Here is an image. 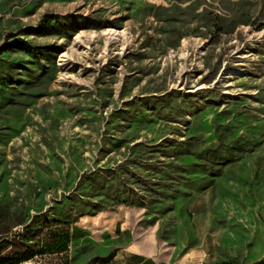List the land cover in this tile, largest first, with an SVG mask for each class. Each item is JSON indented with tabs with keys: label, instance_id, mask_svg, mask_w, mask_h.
I'll return each mask as SVG.
<instances>
[{
	"label": "rangeland",
	"instance_id": "1",
	"mask_svg": "<svg viewBox=\"0 0 264 264\" xmlns=\"http://www.w3.org/2000/svg\"><path fill=\"white\" fill-rule=\"evenodd\" d=\"M50 16L67 23L23 32ZM18 37L41 61L5 49ZM136 141L153 150L122 180L154 207L83 214L67 251L45 249L66 222L43 219L74 211L75 191L96 199L80 177ZM148 234L156 264H264V0H0L1 250L104 264Z\"/></svg>",
	"mask_w": 264,
	"mask_h": 264
},
{
	"label": "trees",
	"instance_id": "2",
	"mask_svg": "<svg viewBox=\"0 0 264 264\" xmlns=\"http://www.w3.org/2000/svg\"><path fill=\"white\" fill-rule=\"evenodd\" d=\"M80 20V18H78ZM77 22V21H75ZM82 22V21H79ZM67 20L60 22L58 16H50L48 20L44 22L42 25L38 26H28L26 27L23 32L26 34L31 33H44L49 32L56 28V26L65 25ZM75 28L78 29L79 26L75 25ZM5 49L8 48H19L23 49L24 51L32 54L36 60L41 61V53L38 51V46L32 44L30 41L23 37H18L14 41L3 44ZM123 138L117 140L114 145L119 147L123 145ZM189 143L184 144V150L189 151L191 150V146L195 145L191 139L188 141ZM131 149L133 150L132 160L121 162L115 167H96L91 169L88 173H83V175L79 179L78 188L81 187L82 189H86L90 191L91 196H96V199H85L82 200L79 198L80 191H75L71 194L70 202L74 204V211H70L68 208L64 209L63 211L59 212L58 216L44 218L43 222L46 225H52L55 220H63L66 222L65 227H60L54 230L51 233V239L49 241L43 242V246L46 249H50L56 252H65L69 248V243L72 240V237L75 234L74 227L72 226L73 223L79 220V217L83 214H96L97 212L101 211L102 209L109 207L111 209H115L119 204H126V205H140L143 207L151 208L154 207L153 200L150 199H142L133 189L127 185L123 180L121 174H125L127 167L129 164H134L136 158H140L141 154L144 150H153V147L145 145L141 141H136L131 145ZM211 154V152H209ZM209 156V155H208ZM215 156V155H212ZM214 161L211 157L208 159ZM215 162V161H214ZM164 187L163 184L159 183V189L155 191L158 194H163L162 188ZM151 190V189H149ZM166 195H160L157 197L159 201L164 199ZM116 232L120 233L119 225L116 226ZM128 233V231H125ZM39 241H31V242H24L23 247L24 251L20 253L19 260H12L10 256L1 255V248H0V264H20L23 261L28 260L36 255L38 250ZM110 257H113V251L109 253L108 256L102 258L101 260H108ZM63 264H69L67 260Z\"/></svg>",
	"mask_w": 264,
	"mask_h": 264
},
{
	"label": "crops",
	"instance_id": "3",
	"mask_svg": "<svg viewBox=\"0 0 264 264\" xmlns=\"http://www.w3.org/2000/svg\"><path fill=\"white\" fill-rule=\"evenodd\" d=\"M120 205L123 204H119L118 206ZM100 212H102V210L96 214H99ZM117 225L120 227V233H126L125 231H128L129 233L130 230L127 227H123L120 222L116 223L114 227L115 232ZM149 234L145 237H141L140 239L129 238L113 252V257L106 260L104 264H156L155 253L153 252L154 238L150 237ZM115 235L117 236L118 233H115ZM5 250V248L1 250V255L6 256ZM25 264L34 263L27 262Z\"/></svg>",
	"mask_w": 264,
	"mask_h": 264
},
{
	"label": "bare ground",
	"instance_id": "4",
	"mask_svg": "<svg viewBox=\"0 0 264 264\" xmlns=\"http://www.w3.org/2000/svg\"><path fill=\"white\" fill-rule=\"evenodd\" d=\"M62 61H65L64 59H62Z\"/></svg>",
	"mask_w": 264,
	"mask_h": 264
}]
</instances>
